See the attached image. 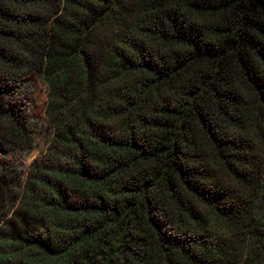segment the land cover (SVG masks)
<instances>
[{
  "label": "trees",
  "instance_id": "trees-1",
  "mask_svg": "<svg viewBox=\"0 0 264 264\" xmlns=\"http://www.w3.org/2000/svg\"><path fill=\"white\" fill-rule=\"evenodd\" d=\"M0 264H264V0H0Z\"/></svg>",
  "mask_w": 264,
  "mask_h": 264
},
{
  "label": "rangeland",
  "instance_id": "rangeland-1",
  "mask_svg": "<svg viewBox=\"0 0 264 264\" xmlns=\"http://www.w3.org/2000/svg\"><path fill=\"white\" fill-rule=\"evenodd\" d=\"M29 105L35 122V139L31 152L24 153L9 143L0 140V150L6 152L23 169L22 175L14 181V186L20 193L23 192L32 161L47 152L54 134L52 124L46 115L48 89L36 76L34 77L33 92L29 98Z\"/></svg>",
  "mask_w": 264,
  "mask_h": 264
}]
</instances>
